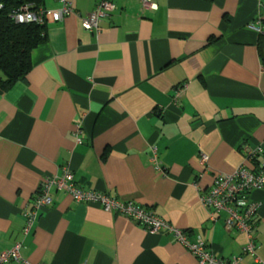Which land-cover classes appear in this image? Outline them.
Listing matches in <instances>:
<instances>
[{
    "label": "crops",
    "instance_id": "crops-1",
    "mask_svg": "<svg viewBox=\"0 0 264 264\" xmlns=\"http://www.w3.org/2000/svg\"><path fill=\"white\" fill-rule=\"evenodd\" d=\"M72 1L73 14L46 22L26 77L0 88V251L21 241L32 264H196L170 234L55 188L24 236L40 180L68 168L82 188L151 209L217 256L240 253L245 235L225 230L223 212L210 220L200 194L243 161V143L264 141V43L250 27L264 24V0H112L97 31L81 26L96 0ZM249 198L264 259V188ZM240 264L260 263L244 252Z\"/></svg>",
    "mask_w": 264,
    "mask_h": 264
},
{
    "label": "built area",
    "instance_id": "built-area-1",
    "mask_svg": "<svg viewBox=\"0 0 264 264\" xmlns=\"http://www.w3.org/2000/svg\"><path fill=\"white\" fill-rule=\"evenodd\" d=\"M60 6L47 9L42 6L34 7L31 3H24L11 11L10 16L18 23L44 24L48 20L61 21L66 15L76 10L72 0H58ZM144 8H156L153 0H139ZM4 3L0 2V9ZM112 0H96L95 7L81 19V26L85 30L97 31L102 18L111 14L114 9ZM258 33H264V24L259 20L250 24ZM82 129L79 123L75 124L72 135L76 143H81ZM243 161L230 173H217L211 184L200 194V201L208 211L209 218L216 220V214L223 212V226L226 231L235 229L246 237V242L240 253L226 259L215 255L200 236L191 237L190 234L174 225L151 209L133 200H120L107 192L87 190L79 186L72 172L64 168L60 174L43 176L34 193L31 202L24 207V224L22 234L28 235L41 209L49 206L51 190H63L76 202L94 203L103 210L123 215L142 225L149 232L170 234L182 243L194 256L196 264H240L241 254L251 253L260 264L264 259L256 255L254 230L258 217L259 202L251 200L249 194L254 189L264 188V141L256 145L243 143L241 146ZM208 161L206 154L200 155V162L205 165ZM21 241L14 242L9 248L0 251V264L15 262L17 264H32L21 254Z\"/></svg>",
    "mask_w": 264,
    "mask_h": 264
},
{
    "label": "trees",
    "instance_id": "trees-1",
    "mask_svg": "<svg viewBox=\"0 0 264 264\" xmlns=\"http://www.w3.org/2000/svg\"><path fill=\"white\" fill-rule=\"evenodd\" d=\"M42 0H0V88L8 89L26 77L31 69L30 54L34 47L45 40L46 23H18L11 11L24 3L42 6ZM45 8V7H44ZM264 43V33H260ZM264 60V57H262Z\"/></svg>",
    "mask_w": 264,
    "mask_h": 264
}]
</instances>
